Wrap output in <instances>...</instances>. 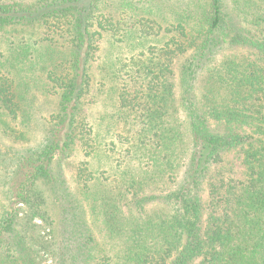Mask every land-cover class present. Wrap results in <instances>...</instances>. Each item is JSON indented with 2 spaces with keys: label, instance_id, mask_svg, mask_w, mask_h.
<instances>
[{
  "label": "trees",
  "instance_id": "1",
  "mask_svg": "<svg viewBox=\"0 0 264 264\" xmlns=\"http://www.w3.org/2000/svg\"><path fill=\"white\" fill-rule=\"evenodd\" d=\"M162 1L0 0V264H264V0Z\"/></svg>",
  "mask_w": 264,
  "mask_h": 264
},
{
  "label": "rangeland",
  "instance_id": "2",
  "mask_svg": "<svg viewBox=\"0 0 264 264\" xmlns=\"http://www.w3.org/2000/svg\"><path fill=\"white\" fill-rule=\"evenodd\" d=\"M165 1V0H164ZM162 1V3L164 2ZM190 0H166L163 3V7L165 8V13L170 12L173 8H179V6L183 5L184 3H188ZM107 53H109V43L106 40L103 44V50ZM132 52L131 48H125L124 54H130ZM180 63V62H179ZM178 63V64H179ZM102 64L101 60H98L96 65ZM178 64L175 67V70L177 71ZM179 90V88H177ZM36 104L34 107V119L32 124V130L28 133L27 140L25 142L23 141H10L6 142V145H9L14 149L15 151H21L24 152L25 150L35 149L37 146L40 145L41 140L44 138L45 135V126L47 125V120H49L50 116L56 112L57 105H58V99L57 97L50 95L47 96L43 92H36ZM104 108H102L100 105L95 104L90 108V114L92 116H99L103 111ZM88 111V110H87ZM181 117V119H183ZM229 162L233 165H230L229 168L226 170L229 173V170L233 172V174L236 177H241V174L238 173V171H241V167H238V164L240 166V161L238 159V154L230 155L228 157ZM83 160H85V157L80 153H74L73 156L66 161L64 164V173L67 177L69 183L73 186V178L76 175L78 164H80ZM235 167V168H232Z\"/></svg>",
  "mask_w": 264,
  "mask_h": 264
}]
</instances>
